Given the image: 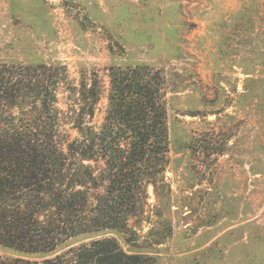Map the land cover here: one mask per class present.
I'll use <instances>...</instances> for the list:
<instances>
[{"label":"rangeland","instance_id":"1","mask_svg":"<svg viewBox=\"0 0 264 264\" xmlns=\"http://www.w3.org/2000/svg\"><path fill=\"white\" fill-rule=\"evenodd\" d=\"M0 63L63 66L62 111L96 84L94 127L110 66L159 68L170 88L168 190L149 187L145 216L54 254L0 245L1 258L106 237L157 264H264V0H0Z\"/></svg>","mask_w":264,"mask_h":264},{"label":"trees","instance_id":"2","mask_svg":"<svg viewBox=\"0 0 264 264\" xmlns=\"http://www.w3.org/2000/svg\"><path fill=\"white\" fill-rule=\"evenodd\" d=\"M107 70L106 112L94 127L96 84L82 85L62 111L61 86L75 89L63 66L0 63V245L48 255L78 237L124 234L131 220L145 216L149 187L168 190L167 76L145 64ZM0 264L157 262L104 237L42 262L0 257Z\"/></svg>","mask_w":264,"mask_h":264}]
</instances>
